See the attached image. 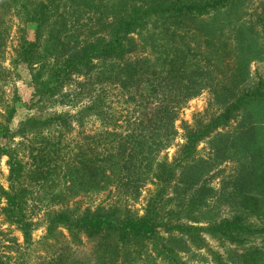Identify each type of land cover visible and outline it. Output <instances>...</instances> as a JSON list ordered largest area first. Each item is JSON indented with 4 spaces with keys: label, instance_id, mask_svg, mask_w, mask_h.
<instances>
[{
    "label": "trees",
    "instance_id": "16d2710c",
    "mask_svg": "<svg viewBox=\"0 0 264 264\" xmlns=\"http://www.w3.org/2000/svg\"><path fill=\"white\" fill-rule=\"evenodd\" d=\"M0 1V9H4L0 12V84L5 75H11L13 67L20 64L30 69L37 62L29 82L30 100L35 104L58 96L69 83L91 74L95 62L108 61L115 87L127 93L131 102L137 96L144 107L151 103L140 117L120 124L116 120L107 124L101 121V129L74 141L69 136L73 123L80 128L87 113L99 120L104 117L98 96L73 115L53 114L40 121L26 116L14 128L10 121L15 99L4 102L0 98V139H21L12 147L0 145V157L6 158L8 172L7 190L0 187V215L3 222L17 227L25 244L32 225L25 207L27 187L46 181L51 173L60 180L58 193L52 197L59 209L45 215L42 237L43 242H53L49 247L59 246L44 264H87L86 257L69 261L65 245L58 240L63 238L62 231L70 243L81 244L82 239L92 242V264H133L146 244L169 264H182L167 247L173 235L190 239L193 246L201 244V233L237 246L255 237L264 243V197L257 196L264 194V172H258L260 153L254 144L255 128L241 121L223 129L244 104L264 100V89L257 86L238 97L225 87L211 88L220 111L206 119L197 116L191 125L181 123L182 143L168 160L160 153L172 146L177 135L173 124L181 102L199 92L190 82L196 72L183 79L170 77L177 62L171 53L162 69L163 76L156 78L159 83L144 90L139 84L144 64L139 55L141 48L132 37L146 18L200 16L232 0L177 7L170 2L149 6L142 12L137 3L143 0ZM11 4L15 11L9 9L10 15L17 16L23 27H31V33L28 38L21 34L9 56V67L3 68L8 37L4 12ZM2 92L0 89V95ZM124 125L131 131H119ZM143 131L147 136L141 135ZM42 132H47V137ZM203 141L209 146L205 156L196 149ZM222 162L231 163L232 173L213 187L212 181L221 171L214 174L212 170ZM140 165H145L146 171L140 170ZM143 172H147L144 178H149L153 190L141 216L120 214L114 207L81 209L73 201L79 193L98 192L111 176L126 184L135 178V184ZM241 256L240 264H264L260 250L244 249ZM1 258L0 264H5Z\"/></svg>",
    "mask_w": 264,
    "mask_h": 264
},
{
    "label": "rangeland",
    "instance_id": "374dc122",
    "mask_svg": "<svg viewBox=\"0 0 264 264\" xmlns=\"http://www.w3.org/2000/svg\"><path fill=\"white\" fill-rule=\"evenodd\" d=\"M204 1L209 0H143L137 3V6H141L140 12H142L149 6H165L170 2L177 7L201 6ZM7 9L4 12V20L8 27V37L3 48V68L9 67V56L13 55V49L17 47L21 34L28 38L31 33V27H23L17 16L10 15L9 9L15 11L12 4L11 7L7 5ZM3 11L4 9H0L1 13ZM144 21L143 26L132 36L139 43L141 48L139 55L144 62L139 81L141 88L147 90L149 85L159 83L156 78L163 76L162 69L171 53L174 54L177 62L170 77L183 79L187 74L196 72L191 75L190 82L195 84L199 92L181 102L173 124L177 135L172 146L160 153V156L166 154L167 159L170 160L176 147L182 143L181 123L191 125L197 116H204L203 119H206L220 111V106L214 102L211 95V88L222 86L230 89L238 97L257 86L264 89V0H232L223 6L209 9L200 16H154ZM43 54V52L39 53V55ZM49 64L47 63V69ZM36 65L37 62L30 69L20 64L13 67L10 77L5 75L3 83L0 84V89L3 90L0 98L4 102L11 98L15 99L13 103L15 113L10 121L12 128L19 125L26 116L35 117L40 121L53 114L73 115L98 96L104 117L99 120L87 113L83 115L84 120L80 128L73 123L69 136L71 139L75 138L74 141H79L83 135H91L101 129V121L107 124L110 120H116L115 122L120 124L140 117L145 107H151V103L144 107L143 101L139 102L137 96L131 102L127 93L114 86L111 82L113 70L108 61L95 62L91 74L78 77L75 82L65 86L58 96L34 104L33 99L30 100L29 82L31 75L36 72ZM44 71L45 69L41 70L43 77L46 75ZM181 83L184 84L185 81ZM31 103L33 106L29 107ZM134 104H137V107H133ZM241 121L255 128L254 144L256 151L260 153L258 172H264V100L249 101L244 104L223 129L228 130ZM121 130L131 131L126 125L119 131ZM80 131L82 134L78 133ZM42 135L47 137V132H42ZM141 135L147 136L144 131ZM19 141L21 139L17 137L12 142L0 139V145L12 147ZM208 147L203 141L196 149L205 156ZM5 163L6 158L1 156L0 187L7 190L8 172ZM25 166L28 169V165ZM140 166V170L146 171L145 165ZM232 170L231 163L228 162L216 165L212 173L221 172L216 175L217 178L211 185L217 187L219 179L230 175ZM146 173L143 172L141 179L135 184H133L135 178L130 184H126L121 179L111 176L109 182L98 192L79 193L73 201H76L81 209H92L96 206L114 207L121 212L120 214L141 216L145 201L153 190L152 182L149 178H144ZM58 183H60L58 176L51 173L46 181L27 187L25 207L26 214L32 222L28 243L23 242L17 227L3 222V216L0 215V256L5 264H44L46 258L58 249L59 245L56 244L52 248L49 247L53 244L52 241H42L45 235V215L59 209L57 202L52 198L58 193ZM136 184L139 185L137 188ZM257 196L264 197V194L258 193ZM61 234L63 238L58 240L65 245L64 252L68 255L69 261L86 257V263L92 264L90 259L92 242L82 239L81 244L70 243L67 233L62 231ZM200 237L201 244L193 246L190 239L173 235L167 247L171 249L174 259L182 264H240L242 251L250 248L260 250L264 255V243H260V237L251 238L242 246L229 244L221 238L205 233H201ZM133 264H169V261L159 256L153 246L146 244L141 257Z\"/></svg>",
    "mask_w": 264,
    "mask_h": 264
}]
</instances>
